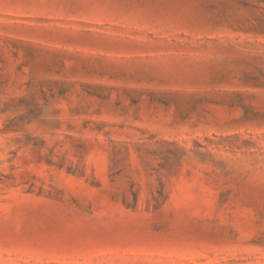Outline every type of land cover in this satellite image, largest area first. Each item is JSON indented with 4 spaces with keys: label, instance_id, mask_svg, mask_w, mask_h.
I'll return each mask as SVG.
<instances>
[{
    "label": "rangeland",
    "instance_id": "obj_1",
    "mask_svg": "<svg viewBox=\"0 0 264 264\" xmlns=\"http://www.w3.org/2000/svg\"><path fill=\"white\" fill-rule=\"evenodd\" d=\"M0 264H264V0H0Z\"/></svg>",
    "mask_w": 264,
    "mask_h": 264
}]
</instances>
